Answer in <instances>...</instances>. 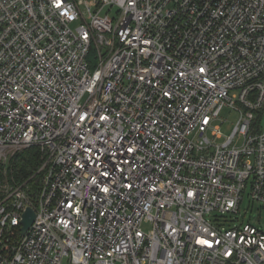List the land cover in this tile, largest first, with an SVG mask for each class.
<instances>
[{
    "label": "built area",
    "instance_id": "obj_1",
    "mask_svg": "<svg viewBox=\"0 0 264 264\" xmlns=\"http://www.w3.org/2000/svg\"><path fill=\"white\" fill-rule=\"evenodd\" d=\"M263 116L264 0H0V264H264Z\"/></svg>",
    "mask_w": 264,
    "mask_h": 264
},
{
    "label": "rangeland",
    "instance_id": "obj_2",
    "mask_svg": "<svg viewBox=\"0 0 264 264\" xmlns=\"http://www.w3.org/2000/svg\"><path fill=\"white\" fill-rule=\"evenodd\" d=\"M97 62V59H96ZM239 119V113H237L235 110H233L230 107H224L218 119L214 122V125L221 126V132L223 134L222 138H218L216 141L217 143H222L227 136L232 134L237 122ZM262 122L264 124V116L262 118ZM210 137L213 136L210 134ZM23 153V152H22ZM28 152H26V155ZM16 156L10 157L6 163L3 164L4 169L8 171V173H11V167L13 163L16 161ZM11 175V174H10ZM12 178V177H11ZM230 216V215H226ZM239 217L241 221L250 222L253 225H255L258 228L264 229V205L260 203H256L255 205H252L249 199L248 194L244 196V200L242 201L241 208H240V214L236 215ZM213 218V217H210ZM143 228L148 231L151 228L150 224H144Z\"/></svg>",
    "mask_w": 264,
    "mask_h": 264
},
{
    "label": "trees",
    "instance_id": "obj_3",
    "mask_svg": "<svg viewBox=\"0 0 264 264\" xmlns=\"http://www.w3.org/2000/svg\"><path fill=\"white\" fill-rule=\"evenodd\" d=\"M26 152L28 154L26 155ZM42 161L40 148H31L16 156V161L11 167V175L15 180L26 176L32 169L36 168Z\"/></svg>",
    "mask_w": 264,
    "mask_h": 264
},
{
    "label": "water",
    "instance_id": "obj_4",
    "mask_svg": "<svg viewBox=\"0 0 264 264\" xmlns=\"http://www.w3.org/2000/svg\"><path fill=\"white\" fill-rule=\"evenodd\" d=\"M36 217V213L33 208L29 207L25 213L23 214V232L27 231V229L31 226V224L34 222Z\"/></svg>",
    "mask_w": 264,
    "mask_h": 264
}]
</instances>
